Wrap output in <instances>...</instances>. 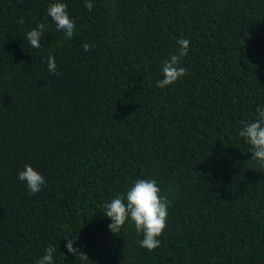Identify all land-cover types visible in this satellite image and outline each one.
Returning a JSON list of instances; mask_svg holds the SVG:
<instances>
[{"label": "trees", "instance_id": "trees-1", "mask_svg": "<svg viewBox=\"0 0 264 264\" xmlns=\"http://www.w3.org/2000/svg\"><path fill=\"white\" fill-rule=\"evenodd\" d=\"M54 2L0 0V264L50 245L54 264H264V167L239 136L264 108V0H60L71 39ZM180 38L187 73L158 88ZM25 165L46 181L34 195ZM145 178L171 202L151 252L102 207Z\"/></svg>", "mask_w": 264, "mask_h": 264}, {"label": "clouds", "instance_id": "clouds-1", "mask_svg": "<svg viewBox=\"0 0 264 264\" xmlns=\"http://www.w3.org/2000/svg\"><path fill=\"white\" fill-rule=\"evenodd\" d=\"M84 7L91 11L93 8L91 0H85ZM47 13L55 23L57 31H63L65 37L71 39L75 32V23L69 18L67 5L56 0L48 6ZM17 23L22 24L23 17ZM45 30L46 25L39 23L26 33V39L33 48L41 47L40 41ZM177 44L179 45L178 53L163 61V79L157 81L158 88L162 89L174 84L187 73L186 68L180 64L181 59L188 54L190 41L180 38ZM83 49L88 52L91 50V45L86 43L83 45ZM47 69L50 74H57L55 58L51 55L47 59ZM256 112L257 117L253 122L243 123L239 136L244 138L245 143L250 146L251 159L258 161L264 167V108L258 107ZM17 178L26 183L31 195L40 192L41 186L46 183L44 176L30 165H25L24 169L18 172ZM170 203L166 195H161V188L157 181L145 178L133 181L125 193L117 194L110 202H105L102 207L105 210L103 215L111 221L108 225L110 232L117 234L126 222H130L134 225L137 234L143 236L138 241L140 247L151 252L160 246L159 237L167 227ZM74 243L75 238L67 241L65 244L67 252L75 255L77 259L89 261V258L80 249L73 247ZM56 251L54 246H48L44 249V254L35 261V264H54Z\"/></svg>", "mask_w": 264, "mask_h": 264}]
</instances>
